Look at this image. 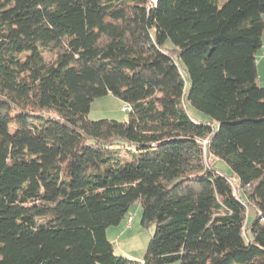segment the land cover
I'll return each instance as SVG.
<instances>
[{
	"label": "trees",
	"instance_id": "16d2710c",
	"mask_svg": "<svg viewBox=\"0 0 264 264\" xmlns=\"http://www.w3.org/2000/svg\"><path fill=\"white\" fill-rule=\"evenodd\" d=\"M263 32L264 0H0V264H264Z\"/></svg>",
	"mask_w": 264,
	"mask_h": 264
},
{
	"label": "rangeland",
	"instance_id": "374dc122",
	"mask_svg": "<svg viewBox=\"0 0 264 264\" xmlns=\"http://www.w3.org/2000/svg\"><path fill=\"white\" fill-rule=\"evenodd\" d=\"M165 47L172 48L171 42L167 41ZM124 107L125 105L119 99L108 94L92 102L87 118L92 121L105 119L124 122L128 120V113L123 111ZM185 108L194 119L200 122L209 120L206 115L197 112L189 104H186ZM217 166L227 171V167L223 162H217ZM141 214V205L139 202H135L130 206L127 217L119 225L107 229V238L113 244L114 253L117 256L137 262L143 260L148 242L153 233V228H144L141 225ZM254 216V211L250 209L248 214L249 223L253 220Z\"/></svg>",
	"mask_w": 264,
	"mask_h": 264
},
{
	"label": "crops",
	"instance_id": "0c3cea01",
	"mask_svg": "<svg viewBox=\"0 0 264 264\" xmlns=\"http://www.w3.org/2000/svg\"><path fill=\"white\" fill-rule=\"evenodd\" d=\"M264 48V32L262 35V47L256 54V72L258 76V84L264 87V57L262 56V49Z\"/></svg>",
	"mask_w": 264,
	"mask_h": 264
},
{
	"label": "built area",
	"instance_id": "2783aa9c",
	"mask_svg": "<svg viewBox=\"0 0 264 264\" xmlns=\"http://www.w3.org/2000/svg\"><path fill=\"white\" fill-rule=\"evenodd\" d=\"M262 56L264 57V48L262 49ZM123 110L130 111L131 108H129V107H124ZM201 142H203L204 147H205V145H206V140H203V141H201ZM208 159H209V162H210V163H211V161H213L212 158H208Z\"/></svg>",
	"mask_w": 264,
	"mask_h": 264
}]
</instances>
